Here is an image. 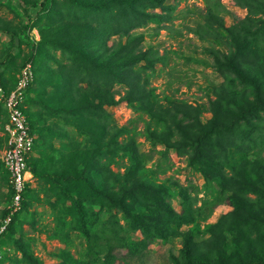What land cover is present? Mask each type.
I'll return each instance as SVG.
<instances>
[{"label": "rangeland", "instance_id": "rangeland-1", "mask_svg": "<svg viewBox=\"0 0 264 264\" xmlns=\"http://www.w3.org/2000/svg\"><path fill=\"white\" fill-rule=\"evenodd\" d=\"M77 2L94 6L108 2L112 11L108 22L96 13L81 12L82 4ZM132 2L56 0L51 15H40L38 8L30 7L34 20L28 33L38 49L37 57L29 60L31 47L19 38L22 27L30 23L29 16L21 0H0V78L12 87L21 69L32 63L37 79L28 111L36 131L45 128L52 134L47 143L41 140L45 146L36 169L42 176L47 167V172L73 173L87 165L93 171L90 182L102 192L101 198L119 199L140 184L162 190L164 203L186 224L169 223L164 236L157 238L146 237L142 228L127 232L124 227L123 233H130L135 243L118 247L116 264L264 261V145L245 151L240 142L245 140L241 131L250 128L249 121L264 130V111L260 119L243 118L234 131L230 126L246 103L264 101L260 80L264 34L251 23L261 14L251 13L239 0H148L152 6L145 12L155 20L126 35H110L120 31L123 23L127 28L136 22L134 16L126 24L121 20ZM65 44L71 45L70 53ZM77 51H83V56ZM43 64L55 66L54 82L67 81L73 73L81 76L75 78L72 92L48 87L43 98L55 110L41 117L35 102ZM237 98L235 107L232 101ZM75 107L83 114H69ZM215 121L219 125L212 137L224 142L226 160L219 166L215 162L212 170H207L210 165L205 169L202 164L191 165L190 146L197 147ZM7 124L3 107L0 229L10 204L3 163ZM231 134L237 139L233 144L226 139ZM41 176L29 189L28 204L16 216L12 236L3 239L0 264H28L24 253L33 254L41 264L93 260L72 200L49 191L50 184ZM125 201L131 207L132 197ZM85 206L93 232L105 225H124L121 206L111 207L110 201L93 196ZM133 211L164 212L147 196Z\"/></svg>", "mask_w": 264, "mask_h": 264}, {"label": "trees", "instance_id": "trees-1", "mask_svg": "<svg viewBox=\"0 0 264 264\" xmlns=\"http://www.w3.org/2000/svg\"><path fill=\"white\" fill-rule=\"evenodd\" d=\"M148 0H133L132 3H130V8L127 12H125L121 16V20L123 19L126 23H129L130 20L133 19L132 16L135 17L136 22L132 23L129 27H124V23L122 24L123 27H121L120 31H111L109 34H116L118 32H121L123 35L128 34L131 30L141 27L143 24L147 23L149 20H155V19H149L147 16L148 13L145 12L147 7H150L152 5H147ZM240 2L245 3V5L248 7L249 11L251 13H255V15L261 14L260 17H256L251 19L252 25H254L257 28V31H260L264 34V0H239ZM163 5V1H160ZM56 0H34L32 2H28L26 0H21V5L23 7V10L28 14L30 23L24 25L19 33V38L21 41L25 42L31 47V56L29 60H33V58L37 57V49L36 44L33 41V39L30 37L28 33V29L32 26V21L34 20L32 18V15H30V7L38 8V14H49L51 15V12L54 10ZM82 4L81 8L79 10L83 13H96L97 15H100V19L103 22H108L107 19L109 18L110 14L112 13L111 8H109L108 2H103L100 5L94 6V4H90L88 2L79 3ZM143 10L144 13L140 12V10ZM139 17V18H138ZM147 17V18H146ZM139 20H138V19ZM141 18V21H140ZM143 18V19H142ZM106 20V21H105ZM104 32H108V29L105 28ZM12 44L11 47L14 46V38H12ZM52 45V44H50ZM67 53H70L71 45H63ZM82 55L84 54L83 51H77L76 55ZM49 60V59H48ZM129 64V63H128ZM130 65V64H129ZM127 65L123 66V69ZM34 68L35 78L33 83L30 85L27 93L26 98V108L25 111L28 116L30 130L33 134L36 135V142L34 146V153L31 155L29 159V168L34 174L35 180H38V177L41 176L38 170L35 167L36 160L39 158L40 155V149L42 146H45L44 143H47L52 137V134L50 131H48L45 128H41L39 131L35 130V122L32 121L30 117V113L28 111V99L31 90L33 89V86L35 85L36 79H37V71L36 68ZM43 72L41 75V78L39 80L38 86L41 89L38 93L37 97L38 99L35 102V106L39 108V111L37 114L39 116L44 117V112H50V110H55L51 107H49L48 103L44 100V95L47 94V89L49 86H53L55 89H65L69 92H72L75 87V78L78 76H81V72L78 74H72L67 77V81L54 82V74L57 72L55 70L54 65H42ZM18 80V77L15 81V83L12 85V87H9L5 81L0 78V84L3 85L8 91L12 90L14 86L16 85ZM261 81H264V77H260ZM122 82H126L125 80H122ZM58 83V84H57ZM119 83V82H118ZM117 83V84H118ZM238 94V93H237ZM240 100L237 98L236 100L232 101V104L236 107V104L239 103ZM230 105V103H229ZM6 111V116L8 119V112L6 110V107L3 102H0V108H3ZM264 111V101H255V102H248L245 104V108L241 109L240 113L234 117V120L230 124L232 131H234L237 127L236 124L243 118L245 121H248V118L250 117H256L260 119V112ZM63 112H67L64 110ZM69 113V111L67 112ZM72 116H80L82 115V109L81 108H73L70 113ZM230 120V119H229ZM252 121V120H251ZM230 122V121H229ZM228 122V124H229ZM226 123V122H225ZM227 124V126H228ZM250 125V128L245 129V132L241 133L244 135L245 140L240 141L242 144L245 145V151L249 148H257L260 145H264V130L261 131L258 128V125L256 123L252 124L250 121L247 123ZM219 122L215 121L208 130L205 131L204 135L200 139L199 145L196 147L195 145H191V153L189 154V150L185 151L186 154H189L190 158V164H202L204 167L203 169L207 168V170H212L214 167V163L217 162L218 166L220 163L224 162L226 160V149L224 148V142L216 137H212L215 132L216 128L218 127ZM225 126V124H223ZM257 125V127H256ZM226 126V128H227ZM241 127V125H240ZM236 132V131H235ZM227 140H230L233 144L237 141L236 137L234 135H228L226 137ZM41 140L44 143H41ZM209 140H213L214 143H210ZM173 142H175L173 140ZM264 147V146H263ZM180 148V147H179ZM185 148H183L184 150ZM183 150L181 152H183ZM50 167L46 168V171L44 173H41V178H45V181L47 184H50L51 188L49 191L51 192H57L58 196L65 197L66 199H71L77 213L78 221H79V230L85 235L89 251L91 254L95 255L94 259L84 264H116V261L119 258V255L117 254L118 247H123L125 244L131 245V247H134L133 244L135 241H133L130 237V233L126 234L123 233L124 227L126 228L127 232H133L136 231L138 228H142V231L144 232L146 237L154 236V237H163L165 234L164 230L168 229V224H186V222L181 218L180 216L176 215L174 212V208L168 207L163 200V192L161 189L148 187L145 185H136V187L133 189L126 190L122 197L117 199L113 196L109 195H103L101 198V193L94 189V187L91 184V175L93 174L92 169L87 167L85 165V168H82L79 172H62L59 173L57 171H49L47 172ZM7 170V169H6ZM8 172V171H7ZM8 181H9V172H8ZM9 185V184H8ZM33 185H30L25 194H24V201L23 206L20 211H22L28 204V193L29 189ZM86 188H88V191H86ZM13 191L12 188L9 185V198L11 201ZM90 196H93L95 198H98L100 200H103L105 202L110 201L111 207L121 206L125 214L123 215L124 219V225H121L117 223L116 227L105 225L103 229L97 230L95 232L92 231L91 226L88 225V215L86 211V202L89 200ZM130 196L133 199V203L130 206L125 204L126 198H130ZM144 196H147L149 198V201L154 204L159 209L163 210V214L160 213H153V214H147V213H140L133 211V206L140 203L142 201V198ZM108 200V201H107ZM19 211V212H20ZM18 212V213H19ZM16 213L12 219V221L7 225V228L5 231L0 233V247L2 248V242L3 239L6 237L10 238L13 233V227L15 218L18 215ZM9 214V209H5L4 211V219ZM3 219V221H4ZM2 221V224H3ZM106 224V223H105ZM174 228V227H172ZM105 248V249H101ZM3 250V248H2ZM131 250H135V248H131ZM2 256V253L0 257ZM25 261L28 264H41V261L35 257L33 254L24 253ZM78 260H72V263H77ZM71 263V264H72ZM171 264H193L190 261L186 262H178L174 261ZM219 264V263H216ZM241 264H264V261H248V262H242Z\"/></svg>", "mask_w": 264, "mask_h": 264}, {"label": "built area", "instance_id": "built-area-1", "mask_svg": "<svg viewBox=\"0 0 264 264\" xmlns=\"http://www.w3.org/2000/svg\"><path fill=\"white\" fill-rule=\"evenodd\" d=\"M35 78L32 63H27L20 71L14 88L8 91L0 84V102H3L8 112V147L3 156V163L9 172V185L13 194L7 206L9 214L5 217L0 233L5 231L14 215L23 206L24 194L35 181L29 168V159L34 153L36 135L30 130L26 108V98L30 85ZM2 248L0 247V255Z\"/></svg>", "mask_w": 264, "mask_h": 264}, {"label": "crops", "instance_id": "crops-1", "mask_svg": "<svg viewBox=\"0 0 264 264\" xmlns=\"http://www.w3.org/2000/svg\"><path fill=\"white\" fill-rule=\"evenodd\" d=\"M35 181H36V180H35ZM35 181H34V182H35ZM32 185H33V184H32Z\"/></svg>", "mask_w": 264, "mask_h": 264}]
</instances>
